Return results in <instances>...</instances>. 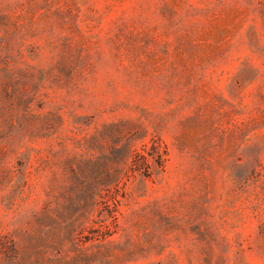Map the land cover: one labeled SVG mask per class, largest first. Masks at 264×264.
Listing matches in <instances>:
<instances>
[{
  "label": "rangeland",
  "instance_id": "rangeland-1",
  "mask_svg": "<svg viewBox=\"0 0 264 264\" xmlns=\"http://www.w3.org/2000/svg\"><path fill=\"white\" fill-rule=\"evenodd\" d=\"M0 264H264V0H0Z\"/></svg>",
  "mask_w": 264,
  "mask_h": 264
},
{
  "label": "trees",
  "instance_id": "trees-1",
  "mask_svg": "<svg viewBox=\"0 0 264 264\" xmlns=\"http://www.w3.org/2000/svg\"><path fill=\"white\" fill-rule=\"evenodd\" d=\"M167 155L168 150L165 142L157 136L142 150L135 152L131 168L143 176H151L153 172L164 169Z\"/></svg>",
  "mask_w": 264,
  "mask_h": 264
}]
</instances>
